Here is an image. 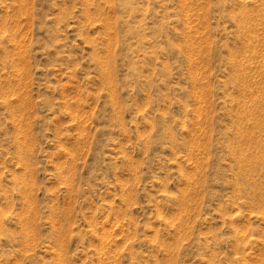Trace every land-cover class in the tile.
I'll list each match as a JSON object with an SVG mask.
<instances>
[{"label": "rangeland", "instance_id": "1", "mask_svg": "<svg viewBox=\"0 0 264 264\" xmlns=\"http://www.w3.org/2000/svg\"><path fill=\"white\" fill-rule=\"evenodd\" d=\"M0 264H264V0H0Z\"/></svg>", "mask_w": 264, "mask_h": 264}]
</instances>
